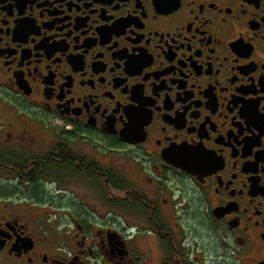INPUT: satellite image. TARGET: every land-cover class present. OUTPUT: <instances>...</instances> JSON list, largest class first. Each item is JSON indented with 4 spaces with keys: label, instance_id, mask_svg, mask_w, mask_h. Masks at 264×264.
Listing matches in <instances>:
<instances>
[{
    "label": "flooded vegetation",
    "instance_id": "af4514ba",
    "mask_svg": "<svg viewBox=\"0 0 264 264\" xmlns=\"http://www.w3.org/2000/svg\"><path fill=\"white\" fill-rule=\"evenodd\" d=\"M0 264H264V0H0Z\"/></svg>",
    "mask_w": 264,
    "mask_h": 264
},
{
    "label": "rangeland",
    "instance_id": "374dc122",
    "mask_svg": "<svg viewBox=\"0 0 264 264\" xmlns=\"http://www.w3.org/2000/svg\"><path fill=\"white\" fill-rule=\"evenodd\" d=\"M200 231H202V230H201V229H198L197 237H198L199 242L202 243V240H200V235H201V234H199ZM204 234H205V232H204ZM202 238H203V237H202ZM203 239H205V238H203ZM204 242H208V239H206ZM212 245L215 246L214 243H212ZM218 260H220V258H216L215 261L217 262Z\"/></svg>",
    "mask_w": 264,
    "mask_h": 264
}]
</instances>
